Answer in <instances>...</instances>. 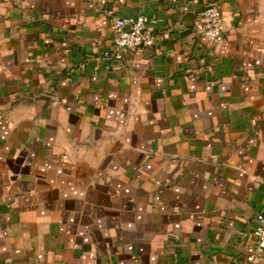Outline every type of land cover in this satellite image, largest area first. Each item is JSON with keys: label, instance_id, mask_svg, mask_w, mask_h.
I'll use <instances>...</instances> for the list:
<instances>
[{"label": "crops", "instance_id": "crops-1", "mask_svg": "<svg viewBox=\"0 0 264 264\" xmlns=\"http://www.w3.org/2000/svg\"><path fill=\"white\" fill-rule=\"evenodd\" d=\"M260 212L264 0H0V264H245Z\"/></svg>", "mask_w": 264, "mask_h": 264}, {"label": "built area", "instance_id": "built-area-1", "mask_svg": "<svg viewBox=\"0 0 264 264\" xmlns=\"http://www.w3.org/2000/svg\"><path fill=\"white\" fill-rule=\"evenodd\" d=\"M112 12V10H108L109 15H112ZM112 16L114 26L112 46L103 51L107 69L112 67L114 60L123 58V49L144 50L152 47L155 43V30L151 25L156 22L155 19H150L145 14ZM194 28L208 45L223 44L226 25L220 5L217 2H210L199 13ZM254 235L256 243L251 253L247 255L245 264H258L264 255V214L261 212L255 219Z\"/></svg>", "mask_w": 264, "mask_h": 264}]
</instances>
